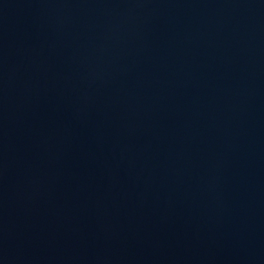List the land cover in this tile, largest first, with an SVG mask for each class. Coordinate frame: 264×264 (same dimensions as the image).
I'll return each instance as SVG.
<instances>
[{
    "label": "water",
    "instance_id": "1",
    "mask_svg": "<svg viewBox=\"0 0 264 264\" xmlns=\"http://www.w3.org/2000/svg\"><path fill=\"white\" fill-rule=\"evenodd\" d=\"M0 264H264V0H0Z\"/></svg>",
    "mask_w": 264,
    "mask_h": 264
}]
</instances>
